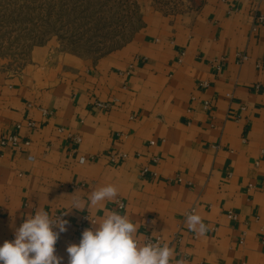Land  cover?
I'll use <instances>...</instances> for the list:
<instances>
[{"label":"crops","instance_id":"obj_1","mask_svg":"<svg viewBox=\"0 0 264 264\" xmlns=\"http://www.w3.org/2000/svg\"><path fill=\"white\" fill-rule=\"evenodd\" d=\"M260 17V0L150 10L126 44L100 57L48 43L17 72L0 70V139L29 142L0 148V245L39 208L62 215L75 192L87 200L113 184L125 203L119 213L139 225L141 239L169 244L171 264H264ZM145 167L152 174L144 177ZM192 209L209 228L203 236L185 223ZM111 210L106 201L63 217L68 230L55 245L62 264L67 246L92 227L79 230L82 218Z\"/></svg>","mask_w":264,"mask_h":264},{"label":"rangeland","instance_id":"obj_2","mask_svg":"<svg viewBox=\"0 0 264 264\" xmlns=\"http://www.w3.org/2000/svg\"><path fill=\"white\" fill-rule=\"evenodd\" d=\"M202 0H0V70L15 73L36 46L97 58L126 44L150 10L176 14Z\"/></svg>","mask_w":264,"mask_h":264},{"label":"clouds","instance_id":"obj_3","mask_svg":"<svg viewBox=\"0 0 264 264\" xmlns=\"http://www.w3.org/2000/svg\"><path fill=\"white\" fill-rule=\"evenodd\" d=\"M118 195V188L107 184L92 191L87 200L75 192L62 215L54 216L39 208L15 229L13 241L0 245V264H62L63 257L56 254L55 245L60 234L68 230L69 222L63 217L72 209L89 210L106 201L122 207ZM89 221L92 227L82 232L80 243L69 244L66 248L68 264H171L175 258L169 244L159 240L153 242L148 237L141 239L143 234L139 233V225L127 214L105 211L99 219ZM185 223L197 236L209 231L203 218L194 212L186 215ZM176 264L185 262L176 260Z\"/></svg>","mask_w":264,"mask_h":264},{"label":"built area","instance_id":"obj_4","mask_svg":"<svg viewBox=\"0 0 264 264\" xmlns=\"http://www.w3.org/2000/svg\"><path fill=\"white\" fill-rule=\"evenodd\" d=\"M260 1H264V0H260ZM260 20H261L262 22H264V17H260ZM245 59H246V57H242V60H245ZM207 105H208V104H207ZM96 106H97L98 108H107V107H108L107 104H102V103H98V104H96ZM44 113L46 114L45 111H44ZM28 126H29L30 128H34V127H35V124H34L33 122H29V123H28ZM20 127H21V125H17V129H20ZM77 141H79V139H77ZM22 143H23L24 145H29V142H21L19 136H17V135H12V136L8 137L7 139H3V138L0 139V148L3 149V148H5V147H7V146H12V147L17 148V147H19V145L22 144ZM150 145H154V142H151ZM119 157H121V158H126L125 155H120ZM115 158H116L115 156H112V157H111V160L114 161V160H116ZM152 161H153V163H158L159 159H158V158H154ZM82 162H83V160H82ZM150 174H152V173L149 171V169H148L147 167H145V168L143 169V171H142V176L145 177V176L150 175ZM153 176H155V174H154ZM174 182L181 183L182 180L178 177V178L174 179ZM118 200H119L120 204L123 205V206H122V207H118L117 204L114 203V208H115L116 211L121 212V211H123V210L125 209V203H124V201L121 200V199H118ZM190 212H194V213H195V211H194L193 209L190 210ZM187 214H188V213H187ZM187 214H186V215H187ZM56 216H58V215H56ZM87 217H88L89 219H92V218L89 217L88 215H85V216L82 218V220L80 221V227H79V230H81L84 226H87V225H91V226H92L91 222L89 221V219H88ZM227 218L230 219V220H232V221H235V220L237 219V216H236L234 213H232V212H228V213H227ZM93 220H95V219H93ZM147 223L150 224L151 221L148 220ZM147 237H148L149 239L153 240V242H155L156 240H159V241L161 242V238H160V237H156V238H155V237H152V236H147ZM240 243H243V239L240 240Z\"/></svg>","mask_w":264,"mask_h":264}]
</instances>
